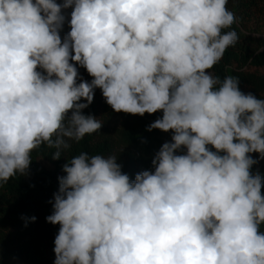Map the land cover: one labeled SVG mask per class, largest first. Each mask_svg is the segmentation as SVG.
I'll list each match as a JSON object with an SVG mask.
<instances>
[{
  "label": "clouds",
  "instance_id": "obj_1",
  "mask_svg": "<svg viewBox=\"0 0 264 264\" xmlns=\"http://www.w3.org/2000/svg\"><path fill=\"white\" fill-rule=\"evenodd\" d=\"M227 4L0 0V186L27 175L41 145L58 160L101 129L82 114L97 88L117 113L162 111L147 130L173 132L134 181L115 155L63 166L46 217L60 225L54 264H264L262 176L249 155L264 159V99L209 71L239 39L223 31L236 22ZM70 61L92 80L77 83Z\"/></svg>",
  "mask_w": 264,
  "mask_h": 264
},
{
  "label": "trees",
  "instance_id": "obj_2",
  "mask_svg": "<svg viewBox=\"0 0 264 264\" xmlns=\"http://www.w3.org/2000/svg\"><path fill=\"white\" fill-rule=\"evenodd\" d=\"M227 8L234 13L236 22L223 31L235 30L239 39L209 71L221 80L226 76L238 77L243 93H252L258 99H264V74L250 70L251 67H264V38L253 36L247 26L256 12L264 10V0H228ZM72 10V7L67 8L70 18ZM69 32L70 20L61 36L62 41ZM70 62L78 69L77 83L92 80L84 67ZM37 70L43 72L42 69ZM80 102L86 103L83 99ZM82 114L96 119L104 118L101 129L86 135L79 142L68 141L70 147L61 151L58 160L52 158L56 149L41 145L31 153L27 175L18 173L0 186V264H10L12 259L25 264H54V240L60 225L49 223L46 217L53 213L59 178L66 175L63 166L73 157L82 152L89 156L115 155L122 173L133 181L137 173L154 171L152 160L164 143L159 137L161 130L147 129L162 117V111L145 113L144 116L117 113L97 88L93 102L82 110ZM172 135L171 131L166 142H172ZM208 147L215 151L211 145ZM186 151L182 147L176 154H186ZM249 155L258 161L250 171L253 175L259 173L262 176L261 194L264 195V159L260 158L259 153ZM40 160L47 163L46 167L40 164ZM32 217L36 218L35 221H32ZM260 232L264 234V224L260 226Z\"/></svg>",
  "mask_w": 264,
  "mask_h": 264
},
{
  "label": "rangeland",
  "instance_id": "obj_3",
  "mask_svg": "<svg viewBox=\"0 0 264 264\" xmlns=\"http://www.w3.org/2000/svg\"><path fill=\"white\" fill-rule=\"evenodd\" d=\"M55 2L62 4L63 0H55ZM62 14L65 16V22L63 24L62 29L60 30V36H62L63 32L65 31L68 22L70 20V16L67 13V9H62ZM248 28L250 29V33L253 36L259 37V38H264V10L262 12H256L253 18L248 22ZM250 70L252 71H257L258 73H263L264 74V67L263 68H254L251 67ZM100 120L102 123H104V118H97ZM171 136V130L168 132H160V140L162 143H165ZM41 165L46 167V162L43 160L39 161ZM10 264H25L19 260L12 259L10 261Z\"/></svg>",
  "mask_w": 264,
  "mask_h": 264
}]
</instances>
